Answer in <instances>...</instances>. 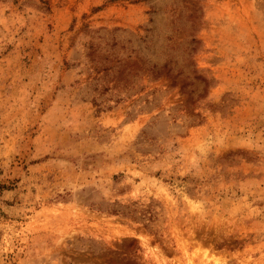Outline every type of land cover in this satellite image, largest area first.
Listing matches in <instances>:
<instances>
[{
    "label": "rangeland",
    "instance_id": "obj_1",
    "mask_svg": "<svg viewBox=\"0 0 264 264\" xmlns=\"http://www.w3.org/2000/svg\"><path fill=\"white\" fill-rule=\"evenodd\" d=\"M0 264H264V0H0Z\"/></svg>",
    "mask_w": 264,
    "mask_h": 264
}]
</instances>
